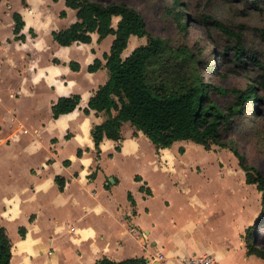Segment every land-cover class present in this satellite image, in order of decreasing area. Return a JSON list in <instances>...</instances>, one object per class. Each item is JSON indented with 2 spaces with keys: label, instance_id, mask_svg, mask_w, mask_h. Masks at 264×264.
Returning <instances> with one entry per match:
<instances>
[{
  "label": "crops",
  "instance_id": "0c3cea01",
  "mask_svg": "<svg viewBox=\"0 0 264 264\" xmlns=\"http://www.w3.org/2000/svg\"><path fill=\"white\" fill-rule=\"evenodd\" d=\"M15 1L0 0V227L12 241L9 264H95L102 257L186 264L192 256L264 264L245 240L261 213L262 192L246 182L238 161L218 158L214 173L206 156L219 152L189 140L157 149L130 122L121 141L105 138L98 152L91 131L108 115L84 108L109 78L103 55L115 36L48 42L40 32L50 21L48 6L66 11L61 29L77 11L65 0H19L18 7ZM14 12L25 21V40L14 34ZM58 30L48 27L50 39ZM132 40L123 57L135 48ZM96 58L103 66L90 72ZM73 94L81 96L79 107L54 118L52 105ZM57 176L66 179L63 190Z\"/></svg>",
  "mask_w": 264,
  "mask_h": 264
},
{
  "label": "trees",
  "instance_id": "16d2710c",
  "mask_svg": "<svg viewBox=\"0 0 264 264\" xmlns=\"http://www.w3.org/2000/svg\"><path fill=\"white\" fill-rule=\"evenodd\" d=\"M257 1L259 0H255ZM65 3L67 7L77 11V20L65 29L52 32L59 45L91 43L93 33L99 35L98 41L109 35L115 36L110 51L103 55L109 78L99 86L84 108L87 114L95 110L108 115L102 124L95 125L91 131L98 152L100 143L105 138L122 140L121 130L125 122H130L137 130L143 131L157 149L171 147L175 142L183 140L201 144L206 150H211L212 145L227 148L238 159L239 166L246 174V182L255 184L262 192L261 215H264V174L251 165L231 137L237 135L234 123L237 116L243 117L247 103L251 100L260 106L264 104V96L259 93V89L255 85H249L244 91H236L235 101L223 109L212 93L215 89L221 93L227 90L208 83L195 71L190 52L171 49L164 39L150 35L144 18L136 9L123 1L105 4L93 0H65ZM174 8H180V11L174 9L172 13L178 19L185 20L181 23L184 27L189 18L184 4L181 0H174ZM59 16L66 17V11L62 10ZM114 16L120 17L117 27L113 26ZM13 19L16 38L25 40L22 33L25 21L21 13L14 12ZM214 22L218 29L236 39L237 63L245 68L251 64L260 65L255 53L243 46L244 35L241 31H234L219 20ZM30 33L36 36L33 29H30ZM132 36H147V43L123 57ZM70 66L73 70L80 68L75 61H71ZM102 66V61L96 58L88 66V70L94 72ZM80 102L79 94L60 97L52 105L53 117L73 112ZM260 111V107L256 106L253 115H259ZM82 153L83 150L79 149L77 155L81 156ZM64 163L70 164V160ZM94 175L91 174V177ZM56 182L63 190L66 179L57 176ZM128 196L134 204L131 194ZM256 224L257 222L246 230V247L249 254L264 258V249L257 247L254 242ZM20 233L25 236L26 229L21 227ZM11 257L12 241L7 230L0 227V264H9ZM95 264H147V259L136 257L115 261L102 257Z\"/></svg>",
  "mask_w": 264,
  "mask_h": 264
},
{
  "label": "rangeland",
  "instance_id": "374dc122",
  "mask_svg": "<svg viewBox=\"0 0 264 264\" xmlns=\"http://www.w3.org/2000/svg\"><path fill=\"white\" fill-rule=\"evenodd\" d=\"M18 1L16 0L13 5L18 7ZM93 1L105 4L125 2L142 15L150 35L161 37L171 49L190 52L191 64L195 71L208 83H214L216 87L227 90L225 93L213 90L212 95L221 108L224 109L233 103L236 99V91H244L249 85H255L259 93L264 96V0L257 2L255 0H181L189 16L184 27L181 23L185 20L178 19L172 13L174 9L180 11V8H174V0ZM61 10L62 7L57 4L48 6L47 18L49 17L50 21L48 26L40 28L44 40L48 42L53 39V37L50 39L47 33L49 26L54 30L64 27L65 21L59 16ZM42 18L46 19L44 16ZM119 19L114 18L115 27ZM4 20L6 24L7 18L5 17ZM215 20L223 22L234 31H241L244 35L243 46L246 50L255 53L260 65L251 64L245 68L241 63H237L236 39L218 29ZM7 28L8 26L5 25L1 33H6ZM132 37L131 47L135 48L146 44L148 40L147 36ZM256 106L260 107L259 115H253ZM236 118L234 129L237 135L231 137L237 142L239 150L247 156L251 165L264 174V104L260 106L250 100L243 117ZM251 121L254 124L251 125ZM211 148L219 152L217 154L210 152L209 156H206L214 173L218 172V158L222 163L234 159L238 161L227 148L216 145H212ZM254 242L257 247L264 249V215L261 213L254 229Z\"/></svg>",
  "mask_w": 264,
  "mask_h": 264
},
{
  "label": "built area",
  "instance_id": "2783aa9c",
  "mask_svg": "<svg viewBox=\"0 0 264 264\" xmlns=\"http://www.w3.org/2000/svg\"><path fill=\"white\" fill-rule=\"evenodd\" d=\"M186 264H221L210 256H192L186 259Z\"/></svg>",
  "mask_w": 264,
  "mask_h": 264
},
{
  "label": "water",
  "instance_id": "95a60500",
  "mask_svg": "<svg viewBox=\"0 0 264 264\" xmlns=\"http://www.w3.org/2000/svg\"><path fill=\"white\" fill-rule=\"evenodd\" d=\"M256 222H257V221H256ZM256 222H255V223H256Z\"/></svg>",
  "mask_w": 264,
  "mask_h": 264
}]
</instances>
